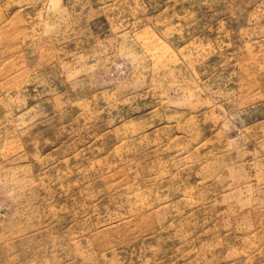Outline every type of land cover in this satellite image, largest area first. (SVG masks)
I'll return each instance as SVG.
<instances>
[{
  "label": "rangeland",
  "instance_id": "1",
  "mask_svg": "<svg viewBox=\"0 0 264 264\" xmlns=\"http://www.w3.org/2000/svg\"><path fill=\"white\" fill-rule=\"evenodd\" d=\"M0 264H264V0H0Z\"/></svg>",
  "mask_w": 264,
  "mask_h": 264
}]
</instances>
